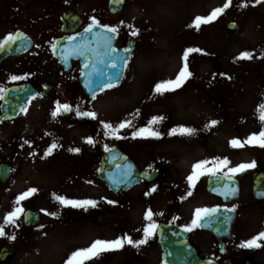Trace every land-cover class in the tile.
Instances as JSON below:
<instances>
[{"label": "rangeland", "instance_id": "374dc122", "mask_svg": "<svg viewBox=\"0 0 264 264\" xmlns=\"http://www.w3.org/2000/svg\"><path fill=\"white\" fill-rule=\"evenodd\" d=\"M7 1L0 0V30L8 16ZM107 1L21 0V14L58 16L63 9H73L81 16L82 25L94 17L101 24L116 27L121 37L134 39L135 48L122 83L94 100H87L85 111L96 113V119L83 117L91 121L89 126L62 120L59 115L53 118L51 113L56 109L50 102L52 98H38L17 120L0 130V162L8 163L13 169L10 181L0 185V226L5 231V236L0 237V248L12 251V258L6 264H65L73 251L90 246L99 237L115 238L116 231L111 225L84 224L78 221L83 218L82 208L63 206L55 199V196L70 200L87 198L98 204L99 199L106 198L105 193L99 195L102 184L90 179L94 169L87 168V164L99 158L105 145L123 147L145 166L153 161L166 162L169 174L165 180L175 186L179 183L181 194L198 192V205L210 202L204 189L206 175L198 188L196 183L190 187L187 180L197 162L226 157L229 167L253 161L256 169L264 166V148L249 145L234 148L230 144L233 139L244 141L264 128L257 110L258 105L264 104V0L260 3L231 0L223 14L198 29L192 26L195 17L209 15L213 9L223 7L226 0H133L122 13L113 16L106 10ZM242 3L247 6L242 7ZM230 21L240 24L235 37L224 33V26ZM57 23L55 30L43 36L41 49L37 51V71L48 78L53 75L49 79L57 77L58 72L48 47L52 36L59 35ZM133 31L137 34L132 35ZM187 48L201 49L187 59L194 84L189 80L174 91L155 93L157 83L176 78L185 64L183 54ZM244 51L251 52L252 58L238 59ZM21 62H10L4 69L6 72L19 69ZM6 72H0L2 89L11 82L4 78ZM154 116L163 117L152 125L160 137L133 138L130 132L147 126ZM126 120L131 121V126L120 130V139L105 136L102 121L115 127ZM210 121L217 123L212 126ZM182 126L195 129L189 136L193 139L190 145L184 142L187 136L178 131L169 135L171 129L179 130ZM89 137L94 144L86 143ZM52 143L57 148L45 156ZM70 148L80 151L70 152ZM57 151L60 152L56 154ZM76 155L80 159L73 162ZM84 178L88 181L80 180ZM29 188H36L37 192L16 205V197ZM175 190L179 192L180 187ZM179 200L188 206L184 211L192 209L193 203L185 197ZM230 206L239 211L240 232L245 225L250 230L245 234L252 230L257 235L262 208L248 191L243 188L240 199ZM244 206H248V212L243 211ZM14 207L38 211L40 222L33 228H25L22 214L15 224H6L4 217ZM123 214L124 221L127 216ZM142 224L145 227L146 222ZM10 235L15 239L9 240ZM250 235H244L243 231L239 237L244 241Z\"/></svg>", "mask_w": 264, "mask_h": 264}, {"label": "flooded vegetation", "instance_id": "af4514ba", "mask_svg": "<svg viewBox=\"0 0 264 264\" xmlns=\"http://www.w3.org/2000/svg\"><path fill=\"white\" fill-rule=\"evenodd\" d=\"M5 24L7 28H11V34L17 30H21L29 35L33 41L30 59L22 63L19 69L12 71V74L7 76L26 77L15 81L12 85L28 83L33 86L34 89L38 90L39 96H43L41 85L46 84L51 88V84L48 78H43L37 71V33L39 34L43 31L54 30L56 25V16H37L35 14L26 16L25 14L18 12L14 16H7ZM0 66H2V64H0ZM57 67L58 73L56 81L58 84H62L61 90L63 92L61 97L65 100H71L73 97L71 95V89H78L77 77L75 74L76 70L73 68V64L68 71H64L59 66ZM51 90L52 88L50 89L48 96H50ZM80 95L83 97L81 91ZM77 106L81 111H85V109L82 108V105L73 103V111L68 112L67 117H73L74 120H76L77 115L75 109ZM260 168L256 169L255 167L250 168V171H244V179L239 180L241 191L244 188V190L248 191L251 197H253L252 176L255 173H258ZM142 170L147 173H152L154 171V179L151 182L142 183L136 186L134 191L130 190L123 194L112 193L113 195H110L108 201H112L113 203H107L106 206H103L105 208L99 207L105 202L99 206L88 207L84 210V215L82 216L83 218H79L78 221L87 220L88 222H92L94 224L102 223L105 224L104 227L111 225L116 231L114 239L127 235L133 240H138L143 237L132 235L129 230L137 229L139 219L145 221L146 224L149 223V221H146L144 218L145 212L149 208L153 211V213H161V215H154L152 217V221L158 225V229L159 225L170 224L173 225L174 232L177 230L176 227L185 230V226L191 224V221L194 218L195 210L198 208H214L220 206L232 208L229 206L230 203L222 205L217 199L207 195L206 199L209 200L210 203H205L206 205L199 207L193 206L190 211L186 212L184 210L188 208V206L182 205L179 200V198L182 197V194L172 188L165 180L166 176L169 174L166 165L160 162H152L146 169ZM239 174L234 177H237ZM206 180L207 175L204 185ZM202 182L203 176L198 179L199 185H201ZM152 189H155V191H152ZM260 192L262 194L263 190H260ZM146 193H148V195H146ZM190 202L195 203L196 197L191 199ZM255 202L260 204V207L262 208L261 220L258 229L259 232H261L264 231V200ZM247 209L248 206L243 207L244 212H248ZM111 212L113 213L112 218ZM235 212L238 215V222L233 229L232 239L228 242H224V254H221L219 251L217 242L208 233L198 230L197 227L193 228L191 231H186L190 244L194 247L197 254L203 258L212 259V261L216 264H264V241L260 242L262 245L260 248L246 249L238 247L239 243L243 241L239 237L243 231L244 235L251 233L250 238L254 236L255 232L251 230V232L245 234V232L250 231L245 225H243V231L240 232V229L242 228L240 225V214L236 208ZM123 213H126L127 216V219L124 220V222L129 230L126 229V231H123L121 226V220L124 217ZM158 229L155 235L144 245L133 247L132 245L125 244L122 249L104 252L96 258L95 262L93 260H88L85 264H164L163 244L171 239V235L164 231L158 232ZM209 239L215 243L216 248H214L213 251L210 250V253H207L210 249L208 244ZM173 240L179 241V236L174 234ZM167 254L169 255V253H165V256Z\"/></svg>", "mask_w": 264, "mask_h": 264}, {"label": "snow or ice", "instance_id": "6c2138e0", "mask_svg": "<svg viewBox=\"0 0 264 264\" xmlns=\"http://www.w3.org/2000/svg\"><path fill=\"white\" fill-rule=\"evenodd\" d=\"M67 2V0H66ZM114 3H119L121 0H113ZM261 0H256V3H260ZM231 4V0H226V3L223 5V7H217L212 10V12L207 16H197L195 17L193 21V25L195 28H199L203 24H208L213 22L216 18H218L219 15L223 14L225 9H227ZM242 7H246V4H241ZM100 28V32L93 33L94 39L97 41L98 48L97 49H89L88 43L85 40L84 43H81L79 45L74 46L70 50H65V60H67V57L70 55H84L85 51H92L94 55L99 56L100 55V47L102 46L105 51L103 52V56L108 57V61H105L104 59H100V63H107L109 67H111L114 71L112 75L107 76L106 80L102 82H97L93 79L94 76H102L103 73H101L98 69H96L95 65H92L93 71L83 73L82 75H86L87 79L85 81V87L88 88V91L92 94V99L96 98V90L99 89L100 91H103L106 88H111L115 86V81H118L122 75L121 71L118 69L124 67L127 65V58L123 56H110L109 53L114 52L115 49L111 46V39L112 37L108 35V33H116L117 28L116 27H110L108 25H101L98 20H96L94 17L91 18V23L84 29V33L87 34L89 32L93 31V28ZM137 32L133 31L132 35H136ZM78 36L80 34H77ZM77 37H69L70 40H75ZM17 39H19V34L13 35L9 33L6 35L2 40H0V50L4 49L6 45H10L11 43H14ZM127 51V50H125ZM194 52H201V49L199 48H187L184 51L183 54V60L185 61L184 66L181 68L179 73L177 74L176 78L174 80H165L157 83L154 88V92L158 94H163L168 91H174L178 88H180L183 83L191 76V72L188 70L187 67V59L191 53ZM252 53L249 51L241 52L238 56V59H251ZM85 68L89 67V65H85ZM215 75V74H214ZM223 75V74H221ZM26 77L22 76H12L11 80L17 81L24 79ZM4 89L0 88V100L4 99ZM33 97H29V99H32ZM26 106H22L20 111L26 112ZM258 118L261 122H264V104L258 105ZM73 111V108L69 104H60L59 102H56V110L52 111L51 115L53 118H55L57 115L61 113H68ZM76 115L79 117H90L92 119H96V113L91 111H81L80 108L77 106L75 109ZM163 117L154 116L152 119L148 122V125L145 127H141L137 130H135L132 133L133 138L140 137V138H159L160 133L156 131L152 125L155 123H158L161 121ZM103 128L105 129V136H113L116 139H120L121 137L118 135L121 129L125 127L131 126V121L126 120L122 121L115 127L111 125L110 123L101 122ZM217 122L216 121H210V125L214 126ZM177 131L180 135H186L191 136L194 134L195 129L188 128V127H180L179 130L176 128H173L170 130L169 135L177 134ZM25 144H28V141H24ZM86 143L88 144H94V141L91 137L86 139ZM231 146L234 148L243 147L244 145L249 146H258L260 148H264V128H261V130L258 133L250 134L246 140L241 141L239 139H233L230 142ZM57 148L56 143H52L47 151L44 153L45 156L51 154V152ZM70 152H79L80 150L78 148H70ZM105 151L112 152L113 150L110 149L107 145H105ZM111 159H116V155L113 154ZM230 161L225 157L223 159L221 158H215L213 161L208 160H202L197 162L192 167V173L187 177L188 183L190 187H193L196 183V181L201 176H209L214 177L216 180H220L221 176L225 178L227 181L223 184L222 189H214V191H219L221 195H223L225 198H228L230 196L236 195V188L230 186V183L232 181V177L246 171L247 169L254 168L256 166L255 161L251 163H241L235 167H229ZM211 165V166H209ZM117 167H120L117 165ZM131 165H126L125 170L123 172V176L121 179H115L112 178V182L114 184L119 183H126L128 178L131 175L130 172ZM152 191H155V189H152ZM36 188H29L27 191L21 193L16 197L15 204L20 205V203L26 199H28L32 194L36 193ZM191 193L189 192V195ZM148 195V193H146ZM55 199L59 202V204L63 206H71L72 208H84L87 209L89 206L95 207L96 202L93 200H70L63 196H55ZM108 203H113L112 201H108ZM225 212H234L235 206L232 208H226L224 209ZM219 212V208H198L195 210L194 218L191 221V224L188 226H185V231H191L195 227H202L206 226V224H201V221L205 220L206 217H210L213 214H216ZM24 214L23 207H14L11 211H9L5 217L4 221L6 224H15V222L20 218V216ZM52 216H55L56 213H46ZM154 215H161V213H153V211L149 208L145 212V220L149 221L143 228V238L138 240H133L130 236H123L118 237L113 240H103V239H97L91 243L90 246L85 248H80L75 251H73L67 260L65 261V264H85L86 261L99 256L103 252L107 251H113V250H119L124 247L125 244L132 245L133 247H139L141 245H144L147 243V241L152 238L157 229L158 225L152 221V217ZM30 220L29 216H25V221L28 222ZM224 223H228L231 220V216H224L223 218ZM43 227V226H41ZM5 236L4 227L0 226V237ZM9 240H14L15 236L10 235L8 236ZM261 241H264V231L259 232L257 235L253 236L250 239L241 241L238 245L240 248H246V249H253V248H260Z\"/></svg>", "mask_w": 264, "mask_h": 264}, {"label": "water", "instance_id": "95a60500", "mask_svg": "<svg viewBox=\"0 0 264 264\" xmlns=\"http://www.w3.org/2000/svg\"><path fill=\"white\" fill-rule=\"evenodd\" d=\"M123 6V1L119 2V3H114L113 1L110 2L109 4V11L111 13H117L120 12ZM62 16H68L67 14H64ZM74 26L73 28L79 23L78 20H74ZM66 24V23H64ZM238 26L234 23V24H229L226 27V32L230 35H234L237 32ZM71 30H65V31H72ZM101 29L100 28H93L92 32H89L87 34L83 32L80 33V35H75V36H70V37H77L75 40H70L69 37H65L62 39H59L55 42L53 48H52V54L53 56L60 62L65 64V61L71 60V59H79L81 62V70L83 73H87V72H92L94 69L92 67V65H95L96 69H98L101 73H103L102 76H94L93 79L96 80L97 82H102L104 80H106L107 76L112 75L114 73V71L111 67L108 66L107 63H100V59H104L105 61H108V57L107 56H103V52L105 51V49L101 46L99 51H100V55H94L92 51H85L84 55H70L67 57V60H65V54L66 51L65 50H70L72 49L74 46L79 45L81 43H84L85 40L88 43V48L89 49H97L98 48V44L97 41L94 39L93 37V33L96 32H100ZM108 35H110L112 37L111 39V46L113 47V33H108ZM11 48L16 47V50H18V52L12 51V53L10 54L9 57H13L16 54L20 55L25 49H27V47L29 46V42L26 41L25 39H17L14 43H11ZM6 47V46H5ZM127 50V51H125ZM123 51H118L115 50L114 52L109 53L110 56H123L126 57L128 60V56H129V50L130 49H125ZM3 59V58H1ZM0 59V60H1ZM89 65V67L85 68V65ZM126 66L118 69L119 71H121L122 75L124 72ZM82 75V74H81ZM121 75V77H122ZM120 77V79H121ZM87 79L86 75H82L81 76V84L82 87L84 88V90L89 94L92 95L89 91L88 88L85 87V81ZM120 79L118 81H115V85L120 81ZM109 89V88H106ZM105 90V89H104ZM100 92L99 89L96 90V93ZM30 93H32L30 91V89H27V87H22V88H12L10 90H8V92H6L4 94V99H3V103H2V109H1V114H0V122L7 120V119H12L14 118L17 113L20 111L21 107L24 105L25 101L27 100V98L29 97ZM112 152H108L106 151L105 153V157L107 156H111L112 157ZM116 155V154H115ZM104 157V169H105V178H103V180L110 186V188L112 189H116L117 186H122L119 189H124L125 187H128L131 183H133L135 178H132L133 173H131L130 177L128 178L126 183H119V184H114L112 182V178L115 179H121L123 176V172L125 170V166L129 165L128 161L125 158H122L119 155H116V159H111L109 158V163L106 162V158ZM117 165H119L120 167H117ZM131 172V169H130ZM10 171L9 168L5 165H1L0 166V183H4L6 182L7 178L9 177ZM136 175V174H135ZM134 175V177H135ZM103 176V174H102ZM215 179V178H213ZM223 183V180L220 178V180H215L213 181L209 188L208 191L210 193H213L214 195L217 196H221V194L219 193V191H214V189H219L220 186H222L221 184ZM29 216L30 220L28 222L25 221V216ZM227 213H221L218 212V214H213L212 217H209L208 220H214L216 221V223L211 222V227L213 230L217 231L218 233H221L222 230L225 228L226 224L224 223V216H227ZM37 222V214L32 212V211H28L24 214V223L26 226H31L34 223ZM10 256V252L6 251V250H2L0 253V260L1 261H5L8 257Z\"/></svg>", "mask_w": 264, "mask_h": 264}]
</instances>
